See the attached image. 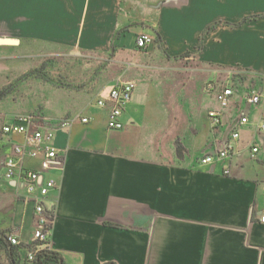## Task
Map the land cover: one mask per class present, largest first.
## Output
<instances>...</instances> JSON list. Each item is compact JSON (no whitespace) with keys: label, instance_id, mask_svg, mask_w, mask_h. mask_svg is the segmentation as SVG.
Segmentation results:
<instances>
[{"label":"crops","instance_id":"crops-1","mask_svg":"<svg viewBox=\"0 0 264 264\" xmlns=\"http://www.w3.org/2000/svg\"><path fill=\"white\" fill-rule=\"evenodd\" d=\"M0 29L14 41L0 48L17 62L40 52L90 59L74 84L48 81L65 93L36 111L0 113L1 123L32 112L30 128L54 130L61 166L38 182L56 183L44 197L48 245L65 264H264V98H246L264 95V0H0ZM140 33L151 37L143 48ZM128 80L123 126L110 129L109 105L95 102ZM207 82L232 86L227 106ZM10 144L0 147V233L19 240L23 260L34 247V204L22 181L3 177ZM225 145L228 159L200 162ZM40 163V155L22 158L24 169Z\"/></svg>","mask_w":264,"mask_h":264},{"label":"built area","instance_id":"built-area-1","mask_svg":"<svg viewBox=\"0 0 264 264\" xmlns=\"http://www.w3.org/2000/svg\"><path fill=\"white\" fill-rule=\"evenodd\" d=\"M151 40L150 35L140 33L136 37V45L139 48L145 47ZM134 88V81H118L104 98L96 100V105L104 107L107 104V127L110 129H121L123 126L121 115L125 105L130 101L132 91ZM206 89L215 91V97L221 107L228 105L230 97L233 94V88L230 85L216 86L212 82L206 83ZM246 98L250 103H258L264 95L251 90L246 93ZM213 122H217L215 118L216 112H210ZM36 116L33 113L19 114L13 117L12 121H3L0 123V147L2 142H10L12 154L4 161L3 177L5 179H16L22 181L25 189V198H31L34 208V227H33V240L34 247L29 249L23 259L31 261L35 253L41 248H50L48 245V234L52 224V214L44 206V197L48 192L55 188L56 183L53 177H49L44 181L38 182L42 172L49 169H59L61 166L60 157L56 148L54 147V130L50 127H33L30 128L35 122ZM71 118L59 121L60 127H67ZM86 121V118H82ZM247 117L243 116L240 123H245ZM264 130V123L261 126ZM13 133H23L24 141L22 143L11 142ZM239 132L233 131L231 137L237 138ZM230 145H225L213 155H207L200 159L201 163H211L215 160H226L229 158ZM257 147H252V155L257 152ZM25 155L36 157L41 156L40 170L33 171L24 169L22 166V158ZM228 172V167H224V173ZM264 192V189H263ZM264 203V197H263ZM258 220L264 223V210L258 216ZM8 240L18 245L20 242L16 237L8 236Z\"/></svg>","mask_w":264,"mask_h":264},{"label":"rangeland","instance_id":"rangeland-1","mask_svg":"<svg viewBox=\"0 0 264 264\" xmlns=\"http://www.w3.org/2000/svg\"><path fill=\"white\" fill-rule=\"evenodd\" d=\"M2 32L3 29H0V34ZM40 53L43 55L17 62L11 57L9 50L0 48V91L4 93V95H0V113L5 114L10 109L20 108L25 109L23 111H36L35 108L41 105L44 98H54V91L65 93L64 90H58L53 86L49 88L51 85L48 84V81L45 80V82L41 78L33 76L32 69L40 66L42 62L53 61L47 63L44 70L53 79L49 82L57 81L59 83L61 80L73 84L78 80V73L82 70V66L90 64L89 58L77 57L70 53L58 54L55 52L50 55ZM82 58L83 61H81Z\"/></svg>","mask_w":264,"mask_h":264},{"label":"trees","instance_id":"trees-1","mask_svg":"<svg viewBox=\"0 0 264 264\" xmlns=\"http://www.w3.org/2000/svg\"><path fill=\"white\" fill-rule=\"evenodd\" d=\"M263 16L262 13L260 14H251V15H247L244 16L239 22H229V21H224L223 24L229 27H238L241 24H243L245 21L249 20V19H255L258 17ZM216 22H213L211 24H209L205 29L204 32L210 30L214 24ZM199 49H201L202 46V37L200 36L199 39ZM51 63L53 61L48 60V61H44L40 64V66L32 69V73L33 76L35 77H39L42 80H53L52 77L50 75H48V73L45 70V66L47 63ZM52 65V64H51ZM60 82V81H59ZM61 83V82H60ZM4 95L3 91H0V95ZM11 245V249H8L7 246ZM17 246L13 245L9 240H8V236L5 233H0V250H3L9 257V264H65L63 261V258L61 256L60 253H58L57 251H54L50 248H41L39 249L35 255L33 260L31 261H27L25 259H21L20 256L17 253ZM0 264H4L1 260V256H0ZM103 264H115L114 262H106Z\"/></svg>","mask_w":264,"mask_h":264},{"label":"water","instance_id":"water-1","mask_svg":"<svg viewBox=\"0 0 264 264\" xmlns=\"http://www.w3.org/2000/svg\"><path fill=\"white\" fill-rule=\"evenodd\" d=\"M11 42L14 41L10 38H0V43H11Z\"/></svg>","mask_w":264,"mask_h":264}]
</instances>
